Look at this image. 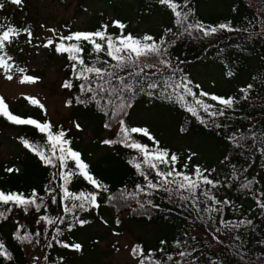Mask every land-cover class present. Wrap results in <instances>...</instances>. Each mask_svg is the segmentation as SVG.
<instances>
[{
  "label": "trees",
  "instance_id": "16d2710c",
  "mask_svg": "<svg viewBox=\"0 0 264 264\" xmlns=\"http://www.w3.org/2000/svg\"><path fill=\"white\" fill-rule=\"evenodd\" d=\"M106 7V9L113 10L111 17H108L107 12H103L97 20L90 21L84 28H73L69 31H92L107 23L109 25L108 32L116 35L119 34L120 29L111 22L117 19L126 25L125 34L128 32L134 35L148 33L159 38L169 27L173 31L177 30L175 17L171 10L166 6L159 5L158 0H107ZM187 7L194 10L191 13L193 19L202 20L205 24H217L231 20L235 26L248 28L246 33L222 31L213 37H201L195 32L191 36L185 34L170 49V55L174 60L179 57L180 60L184 61L180 67L192 79L194 90H196L195 85L199 84L202 90L210 93L239 96L238 90L241 87L253 83L254 89L248 100L242 101L234 114L222 119L224 123L229 125V130H243L248 127H255L257 130L264 129V0H188ZM0 23L5 25L11 23L19 27L27 26V23L21 17L20 11L15 8V5L11 4H6L5 9L0 10ZM134 23L137 27H134ZM68 32L63 34L67 35ZM25 35L22 33L8 47L9 54L14 57L16 65L19 67L22 66L17 56V50L21 46V41ZM89 51L90 46L85 45L84 54L90 63L92 58L87 56ZM57 55L64 71L62 83L66 79L72 78L74 84L78 85L80 81L71 76L69 67L71 62L68 60L67 54L57 53ZM102 59L110 60L106 56H102ZM204 69H208L210 72V79L213 82L212 88H207L201 82ZM229 70L234 73L231 77L227 75ZM0 71L3 72L2 69ZM26 74L29 73L26 72ZM67 90L68 99H73L71 106L75 109L74 123H80L81 129L84 128L83 123H85V127L94 126L93 133L95 137L85 140L83 133L80 131H74L63 123L52 124L57 128L63 127L67 131L68 137L72 140V146L82 153V158L90 165L93 173L110 186L112 194L118 196L120 190L124 188L133 191L135 184L143 183L142 177L128 163L131 157L137 155V153L120 144H103V133L114 130V128H104L103 125L107 117L100 112L95 104L76 103V96L79 95L83 98L78 87L74 86L71 90ZM0 96L3 95L0 94ZM4 98L14 114L25 117L31 116L42 122L49 120L44 116L39 106H34L29 101L22 99L10 101L6 97ZM188 99L191 100V97H188ZM204 99L210 103H216L211 101L210 98L205 97ZM137 110L140 112L156 111L163 117H170L172 123L170 128H175L180 137L189 136L188 143L194 142L195 145L200 147V152H196L197 155L189 162V170L194 165L199 164L209 169L216 168L217 173L221 174V179L230 175V170L221 165L220 161L225 154L233 155L232 149L225 143V133L211 126L212 118L208 117L207 114L201 113L209 121L206 127L196 117L192 116L175 97L164 99L159 94L154 97H149L146 94L138 95L134 107L129 110L130 116L127 119L130 124L147 126L162 146L167 147L179 156L178 168L182 167L190 152L195 151L189 149V147L187 149L180 147V143H177L178 135L172 133L167 135V131L170 130L163 126L164 124L152 128L151 125L135 123L134 115ZM1 129L16 132V136L12 156L7 159L0 157V189L20 191L26 195L36 189L39 195L45 196L44 186L49 183L51 174L55 169L44 166L34 153L22 145L19 138L23 136L33 142L43 144L46 137L33 126L15 125L3 116H0V132ZM114 138L115 133L112 132L105 139ZM137 138L142 143L149 145L152 143L146 137L137 136ZM235 162L237 168H243L246 171L239 173L240 179L232 182V187L220 186L214 189L219 198H228L233 201L231 205L223 206L222 217H216V219L223 218L231 221L245 217L252 219L253 226L242 225L232 233L233 236L240 235L242 241L231 240L225 233H221L220 238L224 240V244L217 245L212 237L210 225L219 226L218 224L209 221L203 213L198 216L188 205L183 208L174 206L162 192H158L152 197L154 202L160 205V210L138 209L137 212L132 211L133 208H138L134 201L130 203H116L115 201L108 203L106 200L107 194H105L98 212L94 210L90 213H80L82 217L91 221L88 225L84 227L77 226L71 232L65 229L63 236L60 237L68 242L81 243L83 249L80 252L62 248L54 241L51 248L46 247L47 242L51 240V236L54 234V229L36 224L39 215L44 214L43 209L41 213H37L33 208L25 214L22 209L13 207L10 213L6 212V220L0 219V239L5 241L9 251L12 252L13 260L7 261L0 257V264H32L30 252L33 247L30 246L41 249V264H99L98 256L95 257L94 255L95 258L88 261L86 259L90 245L94 241L102 239L101 235H93L92 230L94 227L96 225L108 226L114 228L115 233H121L120 227L122 226L120 224L126 226L128 222L131 229L137 227L141 230L134 246L141 244L145 254L150 249L163 248V253L153 251L152 258L160 259L164 264H176V261L181 260L177 253L185 250V244L187 250L191 252V255L186 258L188 261L198 260L199 264H208L209 260L226 256L235 264L238 257L233 255L232 249L241 243L243 247L240 248V251L246 254L245 260L248 264H264V255H262L264 254V245L258 243V241L264 240V212L261 211L256 202L260 193L264 192V156H261L259 152L251 156L244 154ZM9 167L18 168L19 172L9 173L6 171ZM212 175L215 177L216 173ZM245 177L258 181L254 183L251 190L239 187L241 182H246ZM70 188L73 191L91 190V186L83 178H74ZM45 199L48 200L47 196H45ZM201 199L203 200V197ZM5 208L6 206L0 205V211H5ZM168 209L172 210L169 212ZM124 212L127 213L126 218L121 216ZM47 213L55 216L58 213L57 204L49 202ZM149 213L151 215L150 219L148 218ZM116 218L120 220L119 224L116 223ZM17 221L24 226L23 230L34 232L40 229L42 233L40 244L21 243L15 240L13 233L16 230ZM103 221H107V223L105 224ZM61 227L64 228V225H61ZM45 230L47 235H45ZM162 240L167 243L161 245ZM176 241H181V244L178 246ZM226 248L227 251H225ZM169 254L173 256L172 261L166 259ZM45 255L48 256L47 262L43 261ZM60 257H63L62 261L59 259Z\"/></svg>",
  "mask_w": 264,
  "mask_h": 264
},
{
  "label": "snow or ice",
  "instance_id": "6c2138e0",
  "mask_svg": "<svg viewBox=\"0 0 264 264\" xmlns=\"http://www.w3.org/2000/svg\"><path fill=\"white\" fill-rule=\"evenodd\" d=\"M187 2L188 0H158L159 5L171 10L177 25L176 31L169 27L159 38L148 33L134 35L128 32L125 34L126 25L118 19L111 22L120 29L119 34L116 35L108 32L107 23L100 25L96 30L69 31L67 35L57 33L55 28L48 29L55 39L47 38L46 41H42V46L54 47L56 53L67 54L71 62L69 65L71 76L80 81L78 85H75L73 79L69 78L63 82L62 87L69 90L74 86L78 87L83 98L76 96V103L95 104L107 117L103 126L106 129L115 128V138L104 139L102 143L105 145L120 144L134 150L137 155L132 156L128 163L142 177L143 183L135 184L133 191L124 188L120 190L118 196L112 194L110 186L93 173L90 165L82 158V153L72 146V140L63 127L57 128L49 120L42 122L31 116L14 114L5 102V98L0 96V116L15 125L33 126L46 137L43 144L33 142L23 136L19 139L22 145L34 153L44 166L55 169L49 183L44 186L47 201L45 196L38 194L36 189L27 195L20 191L0 189V205L6 206L5 211H0V219L6 220V212L10 213L13 207L22 209L25 214L33 208L37 213H41L43 209L44 214L39 215L36 224L54 229V234L46 247L51 248L54 241L62 248L80 252L83 249L81 243L68 242L60 237L63 236L65 229L71 232L77 226L88 225L91 221L82 217L80 213H90L94 210L98 212L105 194H107L108 203L134 201L138 208H133L132 211L137 212L138 209L160 210V205L155 203L152 197L162 192L174 206L183 208L188 205L198 216L203 213L209 221L218 224L219 226L210 225L212 237L217 245L224 244V240L220 238L221 233H225L231 240L242 241L240 235L233 236L232 233L242 225L253 226V220L247 217L236 221L223 218L217 220L216 217H222L223 206L231 205L233 201L228 198H219L214 189L220 186L232 187V182L240 179L239 173L246 171V169L237 168L235 161L240 156L244 154L251 156L256 152L264 156V129L257 130L255 127H248L243 130H229V125L222 119L234 114L241 102L248 100L254 84L248 83L241 87L238 90L239 96L210 93L202 90L199 84L195 85L196 90H194L192 79L180 67L184 61L179 57L174 60L170 55V49L185 34L191 36L195 32L201 37H213L222 31L246 33L248 28L235 26L231 20L217 24H205L202 20L193 19L191 13L194 10L187 7ZM6 4L22 6L23 0H0V10L5 9ZM22 33L26 34L27 43H32L33 31L30 27L0 23V69L9 81L13 79L15 73H21L23 74L20 77L21 83H35L39 77L26 74V69L17 66L14 57L8 52L9 45L13 44ZM85 45L90 46L87 54L89 58H92L90 63L84 54ZM102 56L110 60L102 59ZM227 75L231 77L234 73L229 70ZM140 94H146L149 97L159 94L164 99L175 97L192 116L206 127L209 121L201 113L211 117V126L225 133V143L232 149L233 155L225 154L220 161L221 165L230 170V175L221 179V174L217 173L216 168L209 169L199 164L189 170V162L197 155L196 152H190L182 167L178 168L179 156L162 146L147 126L133 125L128 122L129 110L134 107L136 98ZM188 97H191V100ZM205 97L216 103L208 102L204 99ZM27 99L30 103L44 109V105L37 98L27 97ZM66 104L71 106L73 99H68ZM74 127L81 129L78 122L74 123ZM137 136L148 138L152 142L151 145L142 143ZM6 171L19 172V169L9 167ZM213 173H216L215 177ZM74 178H83L91 186V190L73 191L70 185ZM245 181L240 183L241 189L251 190L254 183L258 182L247 177ZM49 202L57 204L58 213L55 216L47 213ZM256 202L264 212V192L260 193ZM171 210L168 209L169 212ZM148 218H151L150 213ZM103 222L107 223V221ZM116 223L119 224L120 220L117 219ZM61 225H64V228ZM23 229L24 226L17 221L16 230L13 233L15 240L21 243L40 244L42 234L40 229L34 232ZM45 235H47L46 230ZM160 243L163 245L167 242L162 240ZM258 243L264 245V240ZM176 244L179 246L181 241H176ZM241 247H243L242 243L232 249L233 255L238 257L235 264H248L245 260L246 254L240 251ZM227 250L226 248L225 251ZM153 251L163 253L164 249H150L145 254L143 246L136 244L130 249V255L136 259L137 264H164L162 260L152 258ZM177 254L181 260L176 261V264H181V262L199 264L198 260L188 261L186 259L191 255L186 244L185 250ZM0 257L7 261L13 260L12 252L2 239H0ZM59 259L62 261L63 257ZM166 259L172 261L173 256L169 254ZM43 261L47 262L48 256L45 255ZM32 264H41V258L34 256ZM208 264H233V262L229 257L221 256L209 260Z\"/></svg>",
  "mask_w": 264,
  "mask_h": 264
},
{
  "label": "rangeland",
  "instance_id": "374dc122",
  "mask_svg": "<svg viewBox=\"0 0 264 264\" xmlns=\"http://www.w3.org/2000/svg\"><path fill=\"white\" fill-rule=\"evenodd\" d=\"M106 2L107 0H23L22 6H15L27 26L33 31L32 43H27L28 38L25 35L17 50V56L22 68H25L27 73L39 77V80L35 83H21L20 77L23 74L15 73L13 79L9 81L0 71V94L10 101L17 99L29 101L27 97H35L44 105V109H41L42 113L52 123H63L74 131H80L85 140L95 137L94 126L85 127V123H83L84 128L81 130L74 127L75 109L66 104L68 90L62 87L63 67L54 47L45 48L42 46V41H46L47 38L55 39L53 33L48 31L50 28H55L57 33L63 34L73 28H84L90 21L97 20L103 12H107L108 17H111L113 10L106 9ZM134 27H137L136 23H134ZM141 28L143 29V27ZM37 45L40 46L37 47ZM209 74L208 69H204L201 82L207 88H212L213 82ZM134 121L137 124L151 125L152 128L164 124L163 126L171 131H167V135L170 133L178 135L177 143H180V147L183 149L189 147L197 153L201 150L194 142L188 143L189 136L180 137L175 128H170L172 127L170 117H163L156 111L140 112L137 110ZM1 130L0 157L7 159L14 152L16 132L8 129ZM112 132L115 133V128L105 131L102 135L103 139L108 138ZM193 140L195 141V138ZM126 215V212L121 214L124 218ZM120 225L122 226L120 227L121 233H115V229L108 226L96 225L94 227L93 235H101L102 239L96 240L90 245L86 256L87 261L98 256L99 264H137L136 259L130 255V249L134 246L141 230L137 227L131 229L129 222L126 226L125 224ZM30 247H33L30 252L32 259L34 256H39L42 260L41 249Z\"/></svg>",
  "mask_w": 264,
  "mask_h": 264
}]
</instances>
